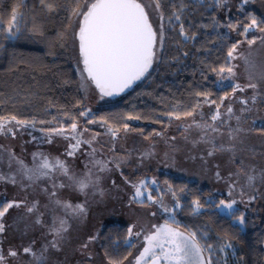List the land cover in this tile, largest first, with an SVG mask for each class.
I'll list each match as a JSON object with an SVG mask.
<instances>
[{"label": "rangeland", "instance_id": "374dc122", "mask_svg": "<svg viewBox=\"0 0 264 264\" xmlns=\"http://www.w3.org/2000/svg\"><path fill=\"white\" fill-rule=\"evenodd\" d=\"M85 2L86 0H82L81 4ZM150 2L151 0H144L145 4ZM247 9L256 12L264 20V0H249L247 4L242 3V0H226L225 5L218 9V17L225 25L228 22L241 23L242 13ZM150 19L154 21V27L159 29V14L153 13ZM70 32L71 28L69 36ZM262 35L264 34L256 29L249 32L247 39H256V43L249 46L244 37L231 30L234 43L244 42L238 48L236 59L232 61L235 65V76L224 81L223 85L217 84L230 89L229 85L235 83L241 86L255 83L257 87L237 91L231 99L224 101L220 109L221 120L215 122L217 132H206L195 127L193 123H212L211 115L216 111V107L205 103L197 109L194 117L173 120L168 127L158 131L162 135L154 134L151 139H145L135 131L125 132L123 129L113 137L107 125L99 122L87 124L85 118H80V127L89 129L82 138L91 139L95 135V140L91 147L87 144L81 145L74 156H68L66 153L69 143L75 141L53 136L52 142L49 143L46 133L32 125L20 128L14 137L11 133H0V175L3 176L18 173L19 165L11 158L12 155L30 167L33 165L34 153L50 158L58 157L66 163L70 173L74 174H83L86 164L91 167L92 157L88 153H91L93 148L96 150V160L110 161L113 157L120 158L119 169L110 164L111 170L99 173L101 178L98 186L84 193L70 186L67 177L60 174H56L53 179L43 178L35 183L22 180L19 175L15 185L0 181V206L9 201L24 202L20 207L9 209L0 221L5 226L4 232L0 233V252L7 256L9 249H16L19 253L17 257L9 258V264H106L99 244V233L103 226L110 223L124 224L127 227L136 225L137 231L143 228L144 232L148 233L151 231V225L163 223L161 218H170L163 211L161 204H151L146 200L144 203L133 201L134 184L141 179L148 182L155 179L156 184H148L149 190L163 206L169 208L175 206L177 199L181 203L185 198L183 190L174 191L169 188L168 181L163 178L165 175L195 181L207 187L213 196L219 197L218 201L229 198L228 186L235 182V193L231 198L242 201L236 205V209H241L245 216V224H237L245 230L248 227V218H251V226H259L260 221L264 219V134L261 133L264 128ZM69 46L83 97V108L89 109L91 114L112 105L114 100L101 97L86 80L85 75L82 79L77 48L73 46L70 38ZM157 48L160 54L162 46L159 42ZM158 59L159 56L154 63ZM218 80L219 77L216 76V82ZM242 99L247 100V105L240 103ZM229 104L233 107L231 116L227 114ZM245 109L247 111H244ZM238 116L241 117L239 121L236 119ZM209 151H213L212 156L208 155ZM241 169L256 177L253 182L254 189H246L247 194L243 198L240 188L247 184V178L238 174ZM230 173L236 175L230 176ZM54 182L57 185L63 183L65 187L53 189ZM53 190L57 193L54 198L50 196ZM173 192L176 193L175 198L172 196ZM249 195L256 196L251 203L247 202ZM55 199L71 202L73 205L84 204L86 211L78 217L66 215L64 210L55 204ZM33 203L37 204V210L28 213L27 207ZM37 217L42 219V224L35 222ZM56 217L68 220V231L63 235L59 250L48 248L45 252V246L53 239L49 227ZM93 235L98 238L89 244L87 249L82 250L81 245ZM130 243L135 247L126 264H134L135 256L144 245L143 236L130 238ZM29 245L35 255L23 253V247ZM42 253L43 260L37 259Z\"/></svg>", "mask_w": 264, "mask_h": 264}, {"label": "trees", "instance_id": "16d2710c", "mask_svg": "<svg viewBox=\"0 0 264 264\" xmlns=\"http://www.w3.org/2000/svg\"><path fill=\"white\" fill-rule=\"evenodd\" d=\"M40 3L29 4V9L40 10L25 15L28 30L24 35L7 39L0 34V116L16 115L20 119L35 120L33 127L47 129L61 123L70 125L71 121L63 118L64 111L78 114L84 109L69 46L72 9L82 0H47V4L46 0H40ZM16 5L19 10L18 0H0V17L5 26ZM174 8L182 9L177 12L181 21L173 20L169 24L167 18ZM218 9L215 0H165V39L158 61L132 90L114 100L112 105L92 112L89 118L97 121L104 118L120 131L127 123L130 130L151 139L155 132L168 127L174 120L165 113L183 112L198 101L205 104L202 98L195 97L196 91L209 92L211 99L219 103V97L231 89L217 84V75L210 67L226 62L227 50L234 40L228 27L218 26L223 24ZM250 16L264 21L256 12L247 9L242 13L241 23L249 22ZM180 23L184 24L186 35L195 34V39L184 40L179 35ZM78 102L82 108L77 107ZM127 114L139 115L141 119L126 121ZM40 120L53 122L40 124ZM154 120L161 122L154 123ZM163 178L174 191L183 190L186 194L181 208L175 211L180 230L196 231L202 243L214 246L211 252L204 253L205 260L210 258L212 264H264V219L259 226H251L252 220L248 218L245 230L237 223L229 226L228 221L207 206L211 194L207 187L183 178L166 175ZM196 198L205 204L199 213L193 212L191 206ZM211 199L218 202L219 197L211 194ZM127 229L126 225L116 223L102 227L99 244L104 260L105 251L111 253L116 244L121 256L132 252L133 247L125 244ZM226 244L231 246L221 252L220 248Z\"/></svg>", "mask_w": 264, "mask_h": 264}, {"label": "snow or ice", "instance_id": "6c2138e0", "mask_svg": "<svg viewBox=\"0 0 264 264\" xmlns=\"http://www.w3.org/2000/svg\"><path fill=\"white\" fill-rule=\"evenodd\" d=\"M249 0H242V3L247 4ZM39 4L40 0H18L19 10L17 5L13 6L8 18L7 26L4 24L3 17H0V34H3L7 39H18L24 35L27 31V23L24 20L27 12L32 11L34 14L39 11V8L29 9V4ZM165 0H151L150 3L145 4L144 0H86L83 4H78L77 7L72 9V19L70 21V36L73 46L78 49V66L83 65L81 70V77L84 79L86 74V80L91 82L95 86L101 95V97H111L113 95H119L126 89L130 88L134 82L139 81L142 77L148 73L149 69L153 65L154 61L159 56L157 48L158 42L162 46L165 39L164 31V7ZM226 0H215V6L221 8L225 5ZM47 4V0H46ZM154 5V7H153ZM53 6V5H52ZM46 8V5L44 6ZM151 9V11H149ZM54 10V9H53ZM52 10V11H53ZM242 11V9H240ZM182 9H175L171 15L168 16V23L171 24L173 20L181 21V16L177 14ZM153 13L159 14L161 21L159 29L154 27V21L150 19ZM216 17H213V21ZM220 27H228L234 32H238L241 37H244L249 46L256 43V39H247L249 32L253 29L258 30L261 34H264V21H258L255 16L249 17L247 23H232L218 24ZM207 27V25H202ZM242 28V31L240 29ZM33 30L38 31V28ZM179 35L184 39H195V34L191 37L186 35L184 24H179ZM63 39V37H61ZM264 42V35L261 37ZM244 41H237L233 43L227 50V60L225 63L219 66H211L210 71L215 73L219 80L218 84L223 85L224 81L231 80L235 76V65L232 61L236 59L238 54V48ZM188 55L187 52L184 53ZM227 74V75H225ZM207 79V76L204 77ZM231 92L225 91L224 95L219 97V103L216 100L211 99L209 92L196 91L195 97L202 98L203 103L215 105L216 111L211 115L212 123H196L195 127L202 128L206 132H217L218 127L215 122L221 120V107L225 100L231 99V97L237 91H244L245 88L255 89L257 85L255 83H249L245 86H241L239 83L234 85L230 84ZM255 100V97H253ZM241 104L247 105V100H241ZM202 104L198 101L196 104L190 106L183 112L169 111L165 113L170 120H182L189 117H194L197 114V109ZM78 108H82V105L78 102ZM244 111H247L245 109ZM227 114L231 116L233 114V107L231 104L227 106ZM90 117L89 109H82L78 114H70L68 111L63 112L64 120H70V125L63 123L58 127H49L47 129H41L46 133L48 142L51 143L53 136H62L65 139L75 141V143H69L67 150L68 156H74L76 150L83 144L92 146L95 140V135L91 139H83V134L88 132L87 127H80V118H85L87 124L101 123L108 127V131L113 137L120 131L119 128H114L106 119L101 118L100 121ZM124 119L126 121L139 120V115L127 114ZM239 121L241 117H236ZM53 120H58V117H53ZM53 121L40 120V124H51ZM154 123H160L159 120H154ZM35 120L20 119L16 115L0 116V133H11L13 137L16 131L20 128L27 126H34ZM123 130L129 131V125L123 124ZM240 131V129H236ZM261 133L264 134V128L261 129ZM157 136L162 135L161 132L154 133ZM35 139V138H34ZM148 139V137H145ZM215 150V149H214ZM221 150H224L221 148ZM95 149L93 148L91 153H88L92 157L91 167L85 165L86 171L83 174L70 173L66 163L60 158H50L43 156L42 154H33V165L28 166L23 160L16 158L14 155L12 159L19 165L18 173L11 176L0 175V181H7L15 185L17 183V175L22 180H26L30 183H35L43 178L53 179L56 174L67 177L70 182V186L74 187L81 193L86 190L95 188L100 181L99 173L111 170L109 165L114 164L117 169L120 167V158L113 157L110 161L96 160ZM209 156L213 155V151L208 152ZM239 175H245L247 178V184L241 186L240 195L243 198L247 194L246 189H254L255 176L247 174L240 170ZM236 175V174H231ZM219 178V173H217ZM156 184V180L148 182L141 179L138 183L134 184L135 193L133 201L144 203L145 200L151 204H161L163 211L169 215V219H165L162 224L151 225V231L145 233L143 228L140 231L136 230V225L129 226L127 229V236L125 238V244L129 247H135L130 243V238L143 236L144 245L139 254L134 258V264H212L211 259L205 260L204 253L211 252L213 249L212 244L202 243L198 233L192 230L181 231L179 222L176 220L175 211L181 208L179 200H176L175 206L169 208L163 206L162 202L155 198L149 190L148 184ZM167 183V181L165 182ZM56 187H65L63 183L57 185L53 183V189ZM229 198L220 199L218 202L211 199L207 201V206L215 210L226 221L229 222V226L232 223H238L240 226L245 224V216L243 213L238 212L236 205L239 202L235 198H231L235 193V182L229 184ZM171 188V185H169ZM52 198L57 196L55 190L50 194ZM172 196L175 198L176 193L173 192ZM255 195L248 196V203L255 200ZM23 201H9L0 206V221L8 213L9 209L13 207H20ZM55 204L62 208L66 215L72 217H78L85 213L86 208L84 204L77 203L73 205L71 202H62L60 199H55ZM192 210L195 213H199L205 208V204L201 203L199 198L193 199L191 202ZM37 210V204L33 203L27 207L28 213H33ZM155 215V213H153ZM37 224H42L43 221L40 217H37ZM68 220L66 218L56 217L53 219L51 226L49 227V233L53 239L45 246L43 251H47L48 248L59 250L60 243L63 239L64 233L68 231ZM5 226L0 222V233H3ZM98 237L96 235L90 236L84 244L81 245V249H87L89 244L95 241ZM230 244H226L220 248L223 252L226 247H230ZM23 253L35 255L31 245L23 247ZM19 255L16 249H9L7 256L0 252V264H9V258H15ZM132 256V252L121 256L119 254V245L113 246L112 252L105 251L106 264H126L129 261V257ZM91 258V256H89ZM37 259L43 260V253Z\"/></svg>", "mask_w": 264, "mask_h": 264}, {"label": "water", "instance_id": "95a60500", "mask_svg": "<svg viewBox=\"0 0 264 264\" xmlns=\"http://www.w3.org/2000/svg\"><path fill=\"white\" fill-rule=\"evenodd\" d=\"M77 53H78V49H77ZM78 57H79V54H78ZM152 66H153V65H152ZM152 66H151V68H152ZM81 67H83L82 64H81ZM151 68L149 69L148 73L150 72ZM148 73H146L145 76H146ZM84 75H85V77H86V74H84ZM145 76L142 77L139 81L134 82L133 85H132L130 88L126 89L124 92L120 93L119 95H113V96H111V97H107V96H105V98L110 99V100H116V99L119 98L120 96H122V95L126 94L127 92H129L130 90H132V89H133V88H134L139 82H141V81L145 78ZM90 83H91V82H90ZM91 85H92V84H91ZM92 86H93V88L95 89V86H94V85H92ZM95 90H96V92L100 95L99 91H98L97 89H95Z\"/></svg>", "mask_w": 264, "mask_h": 264}]
</instances>
